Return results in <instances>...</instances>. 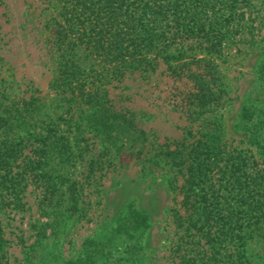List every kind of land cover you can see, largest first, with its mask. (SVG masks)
I'll use <instances>...</instances> for the list:
<instances>
[{
    "label": "rangeland",
    "instance_id": "rangeland-1",
    "mask_svg": "<svg viewBox=\"0 0 264 264\" xmlns=\"http://www.w3.org/2000/svg\"><path fill=\"white\" fill-rule=\"evenodd\" d=\"M245 2L244 30L228 40L219 73L204 82L210 102L200 109L191 101L198 92L194 82L161 58L153 71L127 69L120 77H103L105 63L90 58V81L100 86L107 78L100 106L91 108L59 80L61 52L49 28L56 1L0 0V111L8 121L3 144L21 150L11 175L18 182L4 185L0 169V264L85 260L130 208L149 218L135 257L140 264H191L194 254L177 248L176 191L161 152L189 127L213 131L222 125L228 147L262 162L241 112L260 102L264 0ZM174 67L186 69L183 62ZM252 244L243 264H264V235Z\"/></svg>",
    "mask_w": 264,
    "mask_h": 264
},
{
    "label": "trees",
    "instance_id": "trees-1",
    "mask_svg": "<svg viewBox=\"0 0 264 264\" xmlns=\"http://www.w3.org/2000/svg\"><path fill=\"white\" fill-rule=\"evenodd\" d=\"M55 1L49 28L61 52L59 80L91 108L100 106L107 78L100 80V86L90 81L86 67L90 58L96 64L105 63L103 77H120L127 69L153 71L154 61L164 59L174 74L194 82L198 92L192 94V105L206 108L210 96L204 82L219 73L217 60L228 40L244 30L240 5L245 0ZM150 53H156L155 57ZM82 56L87 60H81ZM181 62L186 69L178 72L174 66ZM192 65L197 69L193 71ZM260 74L263 82L256 95L260 105L246 106L241 122L261 163L252 153L228 147L222 125L213 131L189 127L181 140L161 152L175 185L173 223L182 234L177 248L194 254L188 263L243 264L242 254L249 257L254 239L264 235V61ZM7 127L0 111L4 185L18 182L11 175L21 152L19 144H3ZM34 166L30 162V168ZM149 228L148 216L130 208L108 241L97 243L88 249L85 260L73 264H140L135 257ZM1 235L0 226V251Z\"/></svg>",
    "mask_w": 264,
    "mask_h": 264
}]
</instances>
